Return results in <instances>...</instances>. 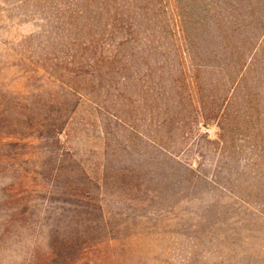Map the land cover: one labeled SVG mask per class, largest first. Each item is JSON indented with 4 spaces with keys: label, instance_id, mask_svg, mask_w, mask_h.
<instances>
[{
    "label": "rangeland",
    "instance_id": "1",
    "mask_svg": "<svg viewBox=\"0 0 264 264\" xmlns=\"http://www.w3.org/2000/svg\"><path fill=\"white\" fill-rule=\"evenodd\" d=\"M55 244L264 264V0H0V264Z\"/></svg>",
    "mask_w": 264,
    "mask_h": 264
},
{
    "label": "trees",
    "instance_id": "2",
    "mask_svg": "<svg viewBox=\"0 0 264 264\" xmlns=\"http://www.w3.org/2000/svg\"><path fill=\"white\" fill-rule=\"evenodd\" d=\"M178 116L184 115L183 114V110L179 109L178 111ZM185 116V115H184ZM199 119V117H196ZM202 125V124H200ZM205 125V124H204ZM159 147L161 149H163L164 151L172 154V151L170 149H168L167 147H165L162 144H159ZM62 242H66V238L61 239ZM67 245V244H66ZM78 246H80V244H78ZM59 247H57V245H54V257L52 258L51 261L46 262L45 264H82V257H84V251L88 249V247H82L79 251V253H75V255L72 257L70 254L68 255L67 252H63L62 249H59Z\"/></svg>",
    "mask_w": 264,
    "mask_h": 264
}]
</instances>
